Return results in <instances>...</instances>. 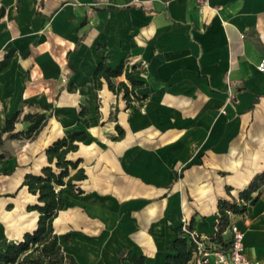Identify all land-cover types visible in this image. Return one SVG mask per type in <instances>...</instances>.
I'll list each match as a JSON object with an SVG mask.
<instances>
[{"label": "crops", "instance_id": "0c3cea01", "mask_svg": "<svg viewBox=\"0 0 264 264\" xmlns=\"http://www.w3.org/2000/svg\"><path fill=\"white\" fill-rule=\"evenodd\" d=\"M1 6L0 59L10 49L15 55L0 73V127L18 109L47 112L43 105L50 109L51 101H80L91 111L81 116L75 109L91 120L88 139L73 154L88 174L84 192L66 191L69 200L54 220L60 235L71 232L65 250L81 264H120L129 250L145 262L125 264H165L178 226L193 221L192 231L214 235L219 199H239L264 170V71L258 69L264 0H207L202 7L196 0H0ZM103 56L112 67L123 59L139 63L136 75L145 85L136 91L148 94L143 103H127L106 82L95 87ZM25 103L41 109H23ZM60 106L49 113L58 135L46 147L70 119ZM117 123L125 134L113 139ZM27 125L19 120L16 129ZM38 171L26 170L19 186L27 172ZM259 191L230 220L245 231L248 254L264 264V185ZM14 205L0 199V213L11 214ZM15 215L24 218L22 227H36L37 211ZM222 236L228 239L229 231Z\"/></svg>", "mask_w": 264, "mask_h": 264}, {"label": "trees", "instance_id": "16d2710c", "mask_svg": "<svg viewBox=\"0 0 264 264\" xmlns=\"http://www.w3.org/2000/svg\"><path fill=\"white\" fill-rule=\"evenodd\" d=\"M5 14V7H0V20ZM15 55V49H10L3 59H0V73L6 70L11 59ZM141 71L139 63H129L123 59L116 67L107 63V56L97 64L94 72V82L97 89H101L106 82L109 88L117 96H122L127 103L137 100L143 103L148 97L147 93L141 94L136 90L145 85V81L136 74ZM124 75L126 80L116 81L115 78ZM79 115L90 114L89 105L80 104ZM45 109H49L44 104ZM22 109L14 111L9 115L5 124L0 127V160L5 157L2 147L6 139L26 138L33 140L48 123L51 114L45 111H28L22 114ZM23 120L28 122L26 128L16 129V122ZM117 135L113 139L124 136V128L117 123ZM88 139V131L85 128L67 130V132L53 140L45 149L47 163L38 172H27L20 187L26 186L27 190L36 195V202L27 205L28 210L39 213L37 226L27 230L21 239H0V264H81L77 258L66 251L64 245L70 240L71 232L60 235L55 231L54 220L59 212L67 204L69 197L66 191L75 194L84 192L82 182L88 177L86 168L81 165L83 158L73 156L78 151L79 143ZM11 173V170L4 171ZM264 185V170L258 173L251 183L239 192V199L220 198L218 202L219 216L217 218V231L211 239L218 243H226L222 233L230 221V212L244 213L249 203H254ZM19 187V188H20ZM258 193L253 196V192ZM14 195V193H7ZM12 208V204L8 205ZM193 221L186 225H180L177 229L180 235L173 240L174 252L169 253L165 264H189L195 252L198 250L195 238L189 237L192 231ZM188 233V235H184ZM200 236V234H198ZM126 260L134 263L145 262V255H138L129 250L121 259L120 264Z\"/></svg>", "mask_w": 264, "mask_h": 264}, {"label": "rangeland", "instance_id": "374dc122", "mask_svg": "<svg viewBox=\"0 0 264 264\" xmlns=\"http://www.w3.org/2000/svg\"><path fill=\"white\" fill-rule=\"evenodd\" d=\"M81 103L82 102L80 101L77 103L51 101L49 103L50 109H48L47 113L51 112V114L53 115L55 110L61 107V104L66 112L70 115V119H66L64 121L65 129L59 134H65L69 129L76 130L87 128L90 125L91 120L87 118L82 119L76 116L75 109H80ZM31 104H34V107H32L33 109H35V104H37V108L39 110L41 109L40 103H25L22 108L25 109L26 105H28L29 107ZM23 125L25 126V123H23ZM97 125L99 124L97 123ZM18 126L22 127L20 123L18 124ZM57 135L58 134H56L55 131L51 129V122H48L47 125L33 140L22 138L18 143L13 144L12 142H9L6 143L3 147L6 157L5 159L0 161V171L2 172L0 174V199H4L6 197L14 201V206H16L17 209H15V211L11 214H9L7 211H4L6 212V214L0 213V239L7 238L8 240H18L22 238L23 230H32L35 228L33 225L22 227L24 218L15 215V212L18 213L28 211L27 205L29 203L36 202V197L31 195L27 191L26 187L21 188L19 186V183L26 170L38 171L40 169V165L44 162L45 159L43 157L44 149L47 143ZM7 170H11V173H3ZM7 192H12L14 193V195L6 196ZM7 208L8 207H6V209ZM29 212L30 213H27L25 218H28L34 214V211Z\"/></svg>", "mask_w": 264, "mask_h": 264}, {"label": "built area", "instance_id": "2783aa9c", "mask_svg": "<svg viewBox=\"0 0 264 264\" xmlns=\"http://www.w3.org/2000/svg\"><path fill=\"white\" fill-rule=\"evenodd\" d=\"M200 7L207 0H196ZM258 69L264 71V57L258 64ZM235 213L230 212V215ZM226 229L230 236L226 243H218L211 237H204L191 231L189 237L195 238L198 250L195 252L190 264H259V261L251 257L244 243L245 231L234 220H230Z\"/></svg>", "mask_w": 264, "mask_h": 264}, {"label": "water", "instance_id": "95a60500", "mask_svg": "<svg viewBox=\"0 0 264 264\" xmlns=\"http://www.w3.org/2000/svg\"><path fill=\"white\" fill-rule=\"evenodd\" d=\"M38 213V212H37ZM37 226V225H36Z\"/></svg>", "mask_w": 264, "mask_h": 264}]
</instances>
